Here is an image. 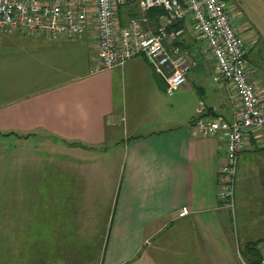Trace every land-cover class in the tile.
Here are the masks:
<instances>
[{
    "label": "crops",
    "instance_id": "1",
    "mask_svg": "<svg viewBox=\"0 0 264 264\" xmlns=\"http://www.w3.org/2000/svg\"><path fill=\"white\" fill-rule=\"evenodd\" d=\"M187 21L174 25L185 27L176 44L191 51L193 66L208 58L217 70L209 48L196 42L201 36L187 31ZM236 24L252 52L248 59L264 93L258 80L264 78L262 31L241 20ZM83 38L86 45L71 42ZM76 45H85L84 70L73 51ZM97 55L90 32L58 39L15 33L0 43V143L23 152L27 141L38 139L53 143L51 151L67 154L52 161L60 178L40 199L73 201L55 203L56 208L41 213L40 225L27 209L23 228L30 247L22 256L0 259H15L16 264H243L238 243L245 261L255 259L248 244L264 239V147L258 146V134L248 135L239 157L234 219L217 194L225 140L192 131L203 112L201 101L210 114L230 116L225 82L217 79L218 73L213 76L217 83L209 78L190 81L192 66L184 83L187 91L172 104L182 115L162 118L166 84L145 55L92 72L87 64L95 63ZM130 111L139 113L135 120L130 121ZM110 146L119 148L116 160L104 161L101 154ZM111 166L118 170L107 204L88 184ZM45 182L48 187V178ZM24 192H8L5 199L39 197ZM184 205L190 212L180 216Z\"/></svg>",
    "mask_w": 264,
    "mask_h": 264
},
{
    "label": "built area",
    "instance_id": "2",
    "mask_svg": "<svg viewBox=\"0 0 264 264\" xmlns=\"http://www.w3.org/2000/svg\"><path fill=\"white\" fill-rule=\"evenodd\" d=\"M130 8L142 13L132 14ZM152 8L159 10L155 17L145 13ZM234 17L229 0H0V43L5 35L15 33L58 39L90 32L98 48L92 72L123 65L143 54L172 95L185 83L193 64L190 52L176 44L185 27H174L188 18L207 41L217 79L225 80L231 103V114L226 116L210 114L201 101L203 112L193 121L192 131L198 136L221 135L225 140L217 194L221 206L235 219L239 157L248 135L257 133L258 146L264 147V93ZM189 212L190 207L184 205L179 215ZM260 246L264 255L263 242Z\"/></svg>",
    "mask_w": 264,
    "mask_h": 264
},
{
    "label": "rangeland",
    "instance_id": "3",
    "mask_svg": "<svg viewBox=\"0 0 264 264\" xmlns=\"http://www.w3.org/2000/svg\"><path fill=\"white\" fill-rule=\"evenodd\" d=\"M234 3V14L237 12V16L235 14V21H243L248 24V26H253L254 29L260 28L262 31L260 45L264 50V0H230L229 3ZM187 31L193 35H196V31L193 27L191 21L187 18ZM258 26V27H257ZM251 28V27H250ZM257 30V29H256ZM78 38V37H76ZM86 38H83L79 41H71L74 43L82 42L86 45ZM258 41V40H257ZM22 42V41H21ZM196 42L203 47L208 48V44L205 39L199 37ZM24 43V42H22ZM85 45H76L73 48V51L80 58V62L83 63L81 70H84L85 66V53L84 50ZM182 50H187L183 48ZM191 52V51H189ZM250 58L252 57V52L249 54ZM193 62L192 66L195 64V59L193 57L190 58ZM91 62V61H90ZM89 62V64H90ZM87 64L88 66H91ZM217 74V70L215 69V65L213 60L208 58H203L202 63L199 65L193 66V69L190 70L189 78L190 81L195 80L196 82H205L209 78V80L217 83L213 76ZM187 79V80H188ZM223 84L225 82L224 79H220ZM260 85L264 90V78L262 81L259 79ZM188 84H183L180 88H178L172 95L166 93V98H164L163 107L161 111V117H168L170 113H176L179 117L181 111L178 109L177 105L175 108L172 106L175 103V98L179 93L187 91ZM179 110V111H178ZM139 113L137 112H129L130 121L135 120V117ZM140 120V119H139ZM143 123H147L142 121ZM46 142V141H45ZM50 142V141H47ZM51 145L53 143L44 144L41 143L38 139H31L25 143V151H18L19 148L13 147L9 142L6 144L0 143V256H14V255H24L28 249V245L30 247L31 242L27 241L26 234H29L25 231L26 227L23 228L26 224L25 211H33L36 215L32 217L34 224H41V213L49 212L53 208L57 207V204H65L73 201H47L40 199L42 192L50 193V188L55 187L56 183L54 181L59 180L60 177L57 176V168L54 167V163L52 161H56L57 158L64 159L67 158V154L57 153V151H51ZM108 153H102V160L106 161L105 157H112L113 160H116V150L119 148H114V146L109 147ZM71 154V153H70ZM118 168L111 166L108 171H104L96 175L95 179L90 181L88 184L89 191H96V195L100 201H105L109 204V199L114 194V172L117 171ZM13 176H19L16 183L11 184L10 180ZM111 177V178H110ZM46 178H48L49 186L47 187V183L45 182ZM13 187V188H12ZM30 190L28 195H39L38 199H5L8 192H13L16 196H21V193L24 191ZM98 200V202H99ZM97 201H92V204H96ZM56 203V207L54 204ZM28 209V210H27ZM28 211V212H29ZM31 219V217H29ZM236 219V218H235ZM28 222V221H27ZM30 224V223H28ZM8 229H12L8 231ZM18 229V230H16ZM236 233V232H235ZM85 234V233H84ZM93 233L88 232L87 235L92 237ZM100 234V233H98ZM40 233L33 238H38ZM98 240V239H97ZM34 243V242H33ZM40 247V245H39ZM243 248L239 243L236 246V252L243 258L242 255ZM21 261V259H18ZM242 261V260H241ZM0 264H16L15 259H0Z\"/></svg>",
    "mask_w": 264,
    "mask_h": 264
},
{
    "label": "trees",
    "instance_id": "4",
    "mask_svg": "<svg viewBox=\"0 0 264 264\" xmlns=\"http://www.w3.org/2000/svg\"><path fill=\"white\" fill-rule=\"evenodd\" d=\"M159 10L157 8H152L149 9L147 11H145L146 14L150 15V16H154L156 15V13ZM130 12L132 14H140L142 13V11L139 10H133V8H130ZM122 15H123V11H121ZM247 56H249V52L247 51ZM264 241V239L258 240V241H252L248 244V249L252 252V254L255 256V259H250V261H247L248 264H261L263 259H264V255H263V251L262 248L260 246V244Z\"/></svg>",
    "mask_w": 264,
    "mask_h": 264
},
{
    "label": "flooded vegetation",
    "instance_id": "5",
    "mask_svg": "<svg viewBox=\"0 0 264 264\" xmlns=\"http://www.w3.org/2000/svg\"><path fill=\"white\" fill-rule=\"evenodd\" d=\"M230 1V0H229Z\"/></svg>",
    "mask_w": 264,
    "mask_h": 264
}]
</instances>
